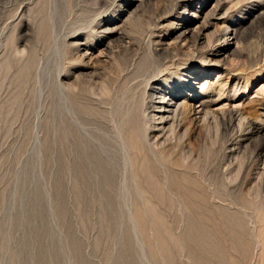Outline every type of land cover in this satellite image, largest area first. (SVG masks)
<instances>
[{
  "label": "rangeland",
  "instance_id": "374dc122",
  "mask_svg": "<svg viewBox=\"0 0 264 264\" xmlns=\"http://www.w3.org/2000/svg\"><path fill=\"white\" fill-rule=\"evenodd\" d=\"M144 1L0 0V264H264V0Z\"/></svg>",
  "mask_w": 264,
  "mask_h": 264
},
{
  "label": "bare ground",
  "instance_id": "6f19581e",
  "mask_svg": "<svg viewBox=\"0 0 264 264\" xmlns=\"http://www.w3.org/2000/svg\"><path fill=\"white\" fill-rule=\"evenodd\" d=\"M138 1V0H137ZM144 1V0H143ZM145 2V1H144ZM146 2H147V0H146ZM188 8V7H187ZM155 25V24H154ZM205 28V27H204ZM152 29V28H151ZM155 29V28H154ZM153 30V29H152ZM152 30H151V32H152ZM146 31V30H145ZM149 31H150V29H149ZM150 32V33H151ZM189 32V28L188 27H184L183 28V30H181V35H179L180 36V41L183 39V41H185V42H187L186 40H187V38H188V34H190V32ZM195 32V31H194ZM148 33L149 32H147V36L149 37V35H148ZM228 33V32H227ZM141 34H143V33H141ZM226 34V33H225ZM228 35V34H227ZM142 36H144V35H142ZM124 37V36H123ZM145 38V37H144ZM143 38V39H144ZM190 38V37H189ZM121 39V38H120ZM151 39V38H150ZM121 40H123V38L121 39ZM145 40H147V39H145ZM189 40V39H188ZM199 40H201L200 39V37H198V38H196V42L197 41H199ZM104 41V40H103ZM150 41H152V40H150ZM154 42V41H153ZM182 42V41H181ZM144 43H145V41L143 40V47H144ZM227 43V42H226ZM142 44V43H141ZM187 44V43H186ZM154 46V45H153ZM224 46V45H223ZM228 46H230V45H228ZM228 46H227V48H228ZM107 47V46H106ZM147 47V46H146ZM227 48H225V49H223V50H221L219 53L220 54H222V53H224V52H226L228 49ZM142 49V48H141ZM140 49V50H141ZM147 49V48H146ZM145 51V50H144ZM158 51V50H157ZM163 51V50H162ZM161 51V52H162ZM146 52V51H145ZM144 52V53H145ZM154 52V56H155V50L153 51ZM148 53V52H147ZM150 53V52H149ZM151 53H152V51H151ZM158 53V52H157ZM163 53V52H162ZM218 53V54H219ZM217 54V55H218ZM148 55V54H147ZM150 55V54H149ZM148 55V56H149ZM156 55H158V54H156ZM213 55V54H212ZM214 56H216V54L214 55ZM220 56V55H219ZM150 57V56H149ZM131 59V58H130ZM142 59H143V57H142ZM149 59H152V58H149ZM212 60V59H211ZM151 61V60H150ZM152 62V61H151ZM153 65V64H152ZM141 66H143V64L141 65ZM140 66V67H141ZM142 68V67H141ZM155 68V67H154ZM144 71V70H143ZM150 72V71H149ZM144 73V72H143ZM151 73V72H150ZM147 78V77H146ZM150 78V77H149ZM148 78V79H149ZM153 78H155V77H152V79H151V82L150 83H152V80H153ZM150 81V80H149ZM148 85V84H147ZM154 85V83L151 85V86H153ZM150 86V87H151ZM152 88V87H151ZM147 90V89H146ZM151 90H153V95L152 96H150L149 98H150V101H149V103L148 104H146L145 105V108H144V110H143V118H144V124L141 126L142 127V131H140V126L138 127V128H140L139 130H137V131H140V133H139V135H138V137L136 138V141L137 142H139V139H140V142L141 143H144V145L143 146H145V145H147V146H149V147H151L152 145H150L149 144V139H150V141L151 140H158V143L160 142L161 144V146H162V144H165V145H167V144H170V143H168V137L169 136H171V135H168L167 133H168V131L169 130H167V132L165 131L166 130V128H165V126H164V121L166 120L163 116H161L160 118H159V120L162 122V125H161V128H159L160 126L157 124L158 123V119H157V115L155 114V110H157V108H155V103H154V100H155V88H152ZM148 91V90H147ZM205 91V90H204ZM160 94V95H159ZM158 95H159V99L160 100H164L165 99V93H163V92H160ZM146 97V96H145ZM193 98V97H192ZM194 99L196 100L197 99V97H195L194 96ZM157 101V100H156ZM159 101V100H158ZM178 101V100H177ZM164 102V101H163ZM172 103V102H171ZM184 105V104H183ZM182 105V102L180 103V104H178V105H176V108H175V115H174V118H175V120H177V118H178V116H180L181 117V115L183 114L182 112H183V109L182 108H185L184 106H186V104L183 106ZM197 108V107H196ZM161 109V108H160ZM185 110V109H184ZM208 109H206L205 108V104H203V103H201V105L199 106V108L197 109V110H195V112H192L193 114H194V116L196 117V118H198V119H202V121H207L209 118L211 119V118H214V119H216V117H214V116H211V114H209L208 113V111L210 110H208ZM172 111H174V110H172ZM211 111V110H210ZM159 112V111H158ZM161 112V111H160ZM170 112V111H169ZM172 113V112H171ZM213 114V113H212ZM184 115V114H183ZM213 115H215V114H213ZM259 115V114H258ZM141 116V115H140ZM216 116V115H215ZM174 118H172V119H174ZM140 119V118H139ZM168 119V118H167ZM170 119V118H169ZM218 119V118H217ZM245 120V119H244ZM139 121L140 120H138V122L137 123H139ZM159 121V122H160ZM169 121V120H168ZM234 121V120H233ZM142 123V122H141ZM166 125H167V123H165ZM140 125V124H139ZM172 126H174L173 125V123H172ZM176 126V125H175ZM250 134L253 136V137H261L262 139H263V141H264V109H263V113H262V115L261 116H259V117H256L255 119L253 118V119H251V121H250ZM247 127V126H246ZM176 128V127H175ZM157 130H160V133H161V135L160 134H157L155 131H157ZM135 132H136V130H134V135H135ZM138 133V132H137ZM141 133H142V135H141ZM169 133L170 134H174L175 133V129H174V127H172L171 129H170V131H169ZM166 134L168 135V137L166 136ZM133 135V136H134ZM135 137H136V135H135ZM175 137V136H174ZM148 140V141H147ZM155 140V141H156ZM171 140V139H170ZM241 140V139H240ZM136 141H135V143H136ZM242 141V140H241ZM167 142V143H166ZM132 143V142H131ZM135 143H133V144H135ZM153 143V145H158V147L156 146L155 148L156 149H158V148H160L159 147V144L157 143H155V142H152ZM155 143V144H154ZM236 143V142H235ZM139 145H142V144H140V143H138ZM237 144V143H236ZM136 145V144H135ZM138 145V146H139ZM164 145V146H165ZM140 147V146H139ZM146 147V146H145ZM148 147V148H149ZM163 147V146H162ZM170 147V146H169ZM177 147V146H176ZM139 149V148H138ZM144 149V148H143ZM151 150H152V148H150ZM163 149V148H162ZM165 149V148H164ZM154 150V149H153ZM152 150V151H153ZM165 150H167V151H169L167 148L165 149ZM166 151V152H167ZM175 151V150H174ZM141 152V151H140ZM147 152H149V151H147ZM153 152H156L155 150L153 151ZM165 152V153H166ZM264 152V145H262L258 150H257V152H255L256 153V156H257V158H262L263 156H264V154H263V156H262V153ZM159 153H160V151H159ZM164 153V152H163ZM156 154V153H155ZM210 154V153H209ZM255 155V154H254ZM161 156H162V153H161ZM257 158H256V160H257ZM260 158V159H261ZM187 159V158H186ZM201 159V158H200ZM186 161V160H185ZM259 161V160H258ZM166 165V164H165ZM230 165V164H229ZM244 167V166H243ZM228 168V167H227ZM226 168V172H225V174L224 175H226V176H228V174L230 173V170L232 169V166L230 167L231 169H227ZM264 168V167H263ZM233 169H235V167L233 168ZM233 169L231 170V171H233ZM242 169V168H241ZM240 169V170H241ZM239 170V171H240ZM223 171H225V170H223ZM215 172V171H214ZM234 172V171H233ZM258 172V171H257ZM239 173V172H238ZM241 173V172H240ZM240 173L238 174V175H240ZM243 173V172H242ZM259 173V172H258ZM257 173V174H258ZM262 173V172H261ZM257 174H256V176H257ZM237 175V174H236ZM262 175H264V174H262ZM255 176V177H256ZM261 176V175H260ZM225 177V176H224ZM233 177V176H232ZM237 177V176H236ZM254 177V178H255ZM262 177V176H261ZM258 178H260V177H258ZM248 179V178H247ZM247 179L245 180V182L247 181ZM253 179V178H252ZM252 179H251V182H252ZM249 181H250V178H249ZM253 181H255V180H253ZM257 182V181H256ZM256 182L254 183V184H256ZM259 183H261L262 184V186L264 185V178H262V180H261V182L259 181ZM258 184V183H257ZM256 184V185H257ZM259 186H261V185H259ZM258 190H260V189H258ZM255 210V209H254Z\"/></svg>",
  "mask_w": 264,
  "mask_h": 264
}]
</instances>
